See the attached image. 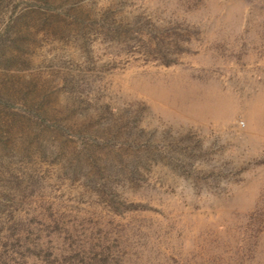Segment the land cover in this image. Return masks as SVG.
<instances>
[{
  "label": "rangeland",
  "instance_id": "obj_1",
  "mask_svg": "<svg viewBox=\"0 0 264 264\" xmlns=\"http://www.w3.org/2000/svg\"><path fill=\"white\" fill-rule=\"evenodd\" d=\"M0 264H264V0H0Z\"/></svg>",
  "mask_w": 264,
  "mask_h": 264
}]
</instances>
